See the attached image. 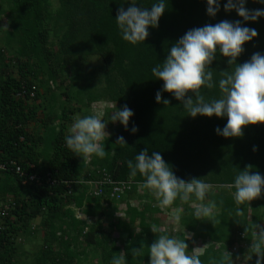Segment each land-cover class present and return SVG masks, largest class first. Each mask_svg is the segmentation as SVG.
<instances>
[{
	"label": "trees",
	"instance_id": "1",
	"mask_svg": "<svg viewBox=\"0 0 264 264\" xmlns=\"http://www.w3.org/2000/svg\"><path fill=\"white\" fill-rule=\"evenodd\" d=\"M130 2L0 0V25L7 26L0 31V163L14 162L25 174L41 178V185L24 187L12 166L0 172V200L11 196L15 203L0 233V264H17V240L38 233L42 244L30 264H71L86 254L97 264H112L114 256H122L125 264H149L148 247L160 234L153 233L151 226L161 228L164 213L153 207L149 190H137L143 177L130 176L127 167L145 148L149 155L159 151L177 177L204 178L213 185L205 201L217 204L210 217L197 220L192 202L177 200L166 208H182L178 225L190 239L183 233L177 237L185 240L188 251L200 242L202 264H220L224 254L240 244L246 249L230 255L233 264L243 256L248 264H256L250 248L255 225L264 226V192L248 205L237 206L231 190L220 186L232 183L238 171L249 167L264 176V124L243 128L240 137L217 135L216 129H222L227 118L187 116L182 102L163 92V82L151 74L152 67L166 60L171 46L188 30L242 18L235 11H224L226 0L214 18L206 13V0H168L158 27L148 29L144 43L132 45L122 39L115 21L118 10H126ZM153 2L137 0V6L149 7ZM245 7L264 5L247 0ZM246 26L255 28L258 37L244 45L239 64L255 52L264 54V17ZM92 60L94 66H90ZM210 67L217 73L229 70L227 58L219 52ZM33 89L35 96L30 100ZM158 91L168 105L156 102ZM204 94L206 98L219 95L217 90H204ZM125 105L134 113L128 129L108 122L110 135L103 142L106 155L92 156L88 166L104 169L115 182L134 185L119 203L92 199L75 184L82 176L93 177L86 159L66 147L67 125L81 110L86 115L103 112L106 121L115 107ZM133 126L138 129L134 134ZM34 127L40 129L39 135L32 131ZM120 136L126 145L117 144ZM134 202L135 207L130 205ZM121 205L126 216L116 218ZM77 209L93 222L88 225L77 219ZM108 215L110 219L103 220ZM136 249L141 250L139 254Z\"/></svg>",
	"mask_w": 264,
	"mask_h": 264
},
{
	"label": "clouds",
	"instance_id": "2",
	"mask_svg": "<svg viewBox=\"0 0 264 264\" xmlns=\"http://www.w3.org/2000/svg\"><path fill=\"white\" fill-rule=\"evenodd\" d=\"M256 2L264 5V0ZM221 3L222 0H206L207 15L214 18L221 10ZM246 3L247 0H226L224 11H235L242 19L222 20L188 30L171 46L166 60L151 69L152 76L163 82L162 91L171 93L174 99L182 102L187 116L227 118L225 126L216 129L217 135L225 138L240 137L243 128L264 124V54L255 52L249 60L237 63L238 57L244 52V45L258 37L257 30L246 26V22H257L264 17V7L248 9ZM167 4L168 0H154L149 7H144L140 4L137 6V0H131L126 10L121 7L115 21L122 39L132 45L144 43L149 36L148 29L158 27ZM6 27L0 26V29ZM217 52L227 58L229 70L217 73L211 69ZM204 90H217L219 95L206 98ZM155 100L165 105L170 103L167 99L162 101L161 91L156 93ZM103 115V112H94L74 118L69 134L64 137L65 145L72 153L85 159L92 156L103 158L106 155L103 142L108 134ZM133 115V111L125 105L121 109L115 107L110 119L112 123L119 122L127 130ZM131 131L134 134L138 129L133 126ZM117 144L126 145L123 136L117 138ZM127 167L130 176L140 174L143 177L141 185H136L137 190H149L153 194V207H158L164 216L170 212L166 208H170L177 200L192 202V215L197 220L212 216L217 208L215 201L205 202L213 185L204 178L193 177L186 181L177 177L159 151H152L149 155L145 148L136 154L134 160L127 162ZM220 187L231 190L237 206L248 205L264 192V176L258 171L251 172L249 167L238 171L232 183ZM130 205L135 207L136 202ZM120 209L124 211L123 214H120ZM180 212L181 209H174L171 219L178 223ZM236 215H242L241 208H237ZM124 216L126 212L123 205L117 206L115 217ZM106 219H110L109 215ZM151 231L160 234L148 247L149 264H202L198 252L203 247L189 252L184 239L170 236L155 224L151 226ZM251 242L250 251L257 257L256 264H264V226L255 225ZM236 245L238 249H246L240 244ZM135 251L139 254L141 250ZM230 255V252L224 254L220 264H233ZM240 258L244 256L238 260ZM112 264L125 262L122 256H114Z\"/></svg>",
	"mask_w": 264,
	"mask_h": 264
},
{
	"label": "built area",
	"instance_id": "3",
	"mask_svg": "<svg viewBox=\"0 0 264 264\" xmlns=\"http://www.w3.org/2000/svg\"><path fill=\"white\" fill-rule=\"evenodd\" d=\"M34 89L32 93H30V100L34 98L35 93ZM22 98V97H21ZM90 159L87 158L85 164L88 167L89 174L93 177V179L86 175L87 177L82 176L75 183L78 187H81L83 191H85L86 195L91 197L92 199L98 200H107L114 203H119L126 196V194L132 190V186L134 183L132 181L126 182H115L112 180L107 172L104 169H92L88 166ZM8 165L14 168V173L19 177L21 186H29L31 184L41 185V178L37 174L27 175L25 174L19 166L14 162L0 163V172H5L8 170ZM12 169V168H11ZM47 183L50 186L55 185V181L48 180ZM71 189V186L66 183ZM15 203L12 197L8 196L4 201L0 200V233L4 231V220L8 217L10 211L14 209ZM238 250V246L235 245L230 254L236 253Z\"/></svg>",
	"mask_w": 264,
	"mask_h": 264
},
{
	"label": "rangeland",
	"instance_id": "4",
	"mask_svg": "<svg viewBox=\"0 0 264 264\" xmlns=\"http://www.w3.org/2000/svg\"><path fill=\"white\" fill-rule=\"evenodd\" d=\"M0 26H5V24H1ZM0 31L2 32L3 30L0 29ZM0 35H1V33H0ZM0 47H1V45H0ZM94 65H95V61L92 60L90 62V66H94ZM73 107L74 108L78 107L77 109H79V106L77 104H74ZM98 112H100V111H98ZM55 114H57V113H55ZM84 115H86L85 111L81 110L79 112H76V114L73 116V119L76 116H84ZM102 119H103V116H102ZM105 122L106 123L111 122L110 116H109V119L106 120ZM72 123L67 125V132H69V129H70ZM105 130H106V133L109 136L110 135L109 129L106 128ZM32 131L33 132L37 131L36 132V133H38L37 135H39L41 133L40 129H36L35 130V127L32 129ZM108 136H106V137H108ZM191 207H193V205H191ZM174 209L170 210L168 216L166 215L163 218H161V220L159 222V226L161 227L162 230L166 231L167 234H169L170 236L177 237L181 233L185 234V232L179 227L177 222H175V221H173L171 219V215L173 214ZM179 209H181V211H182L181 207H179ZM120 210H122V209H120ZM123 212L124 211L122 210L120 212V214H123ZM181 213L182 212H180V216H181ZM107 218H108V216H107ZM124 218H125V216H124ZM103 220L107 221L106 218H103ZM37 224H38V221H37V223L34 222L35 226ZM103 225H105V224H103ZM185 235H186L187 238L190 239V235H188V234H185ZM17 244H18L17 245V257H16L17 258V264H30V263L33 262L34 256H36L39 248L41 247L42 234L38 233L36 236H34L33 238H30V239H25L24 237H20L17 240ZM118 245H119V243H118ZM202 247H204V245H202L200 242H195L194 243V249L195 248H202ZM201 251L202 250H200L198 252V254H201ZM247 256H249V255H247ZM88 258H89V260H88ZM91 259H92L91 256H88V254H86V258L85 259L82 258V257H78V258L76 257L75 260H73L71 264H97V261L95 262V260L90 263ZM237 262H238V264H248L247 257H246V259L240 258V260H238Z\"/></svg>",
	"mask_w": 264,
	"mask_h": 264
},
{
	"label": "crops",
	"instance_id": "5",
	"mask_svg": "<svg viewBox=\"0 0 264 264\" xmlns=\"http://www.w3.org/2000/svg\"><path fill=\"white\" fill-rule=\"evenodd\" d=\"M11 197V196H10ZM75 211V217L81 221H87V224L90 225L93 222V219L91 220L90 218H87L84 214H82L81 210L77 209ZM108 214V213H107ZM116 212L114 213V215ZM115 217V216H114ZM37 222V221H36ZM89 260V259H88ZM91 263V261H90Z\"/></svg>",
	"mask_w": 264,
	"mask_h": 264
}]
</instances>
